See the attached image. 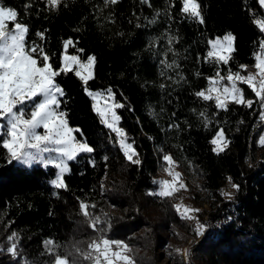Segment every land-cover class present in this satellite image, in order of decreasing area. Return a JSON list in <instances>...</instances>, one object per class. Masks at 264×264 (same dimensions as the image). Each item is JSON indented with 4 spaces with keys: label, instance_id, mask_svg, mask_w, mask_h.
Returning a JSON list of instances; mask_svg holds the SVG:
<instances>
[{
    "label": "trees",
    "instance_id": "obj_1",
    "mask_svg": "<svg viewBox=\"0 0 264 264\" xmlns=\"http://www.w3.org/2000/svg\"><path fill=\"white\" fill-rule=\"evenodd\" d=\"M199 2L204 24L182 17L179 0H149L145 4L119 0L107 8L104 0H62L57 10H49L46 0H2L30 27L29 43H44L54 67H59L63 41L68 38L74 41L69 54H77L78 47L84 49L83 59L96 57L95 78L88 87L93 91L110 87L115 98L126 105L117 110L122 118L120 126L129 142L135 141L141 163L135 165L125 159L114 143L115 134L93 112L92 101L75 75L61 74L57 80L66 93L63 107L69 126L79 129L74 134L87 139L95 152L69 162L67 190H57L50 183L55 179L54 167L9 164L5 150L0 148V246L6 249L7 236L15 231L21 238L22 252L21 261L0 252V264H23V258L31 264H50L53 257L46 253L44 241L53 239L70 247L95 235L80 213V200L95 204L91 211L96 215L106 214L110 237L131 246L135 264H164V250L172 237L181 245L191 238L188 222L173 208L177 195L161 198L149 194L158 190L154 180H160L156 170L165 153L201 186L203 193L197 199L209 206L210 219L224 220L218 230L192 245L188 263L173 254V264H264V145L259 143L263 130L257 123L260 107L258 103L252 108L229 104L228 111H218L214 102L206 103L194 95L207 87L206 77L216 72L214 65L205 62L208 39L231 32L236 51L230 67L236 71L244 64L250 66L249 71L255 70L251 67L253 53L264 34L252 21L254 16L264 18V9L258 0ZM29 3L31 7L26 10ZM169 3L173 7L169 8ZM156 12H160L158 17ZM154 17L156 22L148 23ZM137 23L142 27L137 28ZM37 32H44L46 41H41ZM166 34L178 37L175 56L168 52ZM173 59L179 68L164 69L161 61ZM220 70L225 73L227 68L221 66ZM177 72L184 77L180 83L173 82L178 79ZM240 87L248 99L255 100L246 85ZM204 109L212 119L207 128L198 115ZM150 110L155 115H150ZM173 124L179 127L170 128ZM220 128L230 143L217 155L209 141ZM90 159L95 161L94 167ZM230 179L239 185V191L226 199L222 193ZM63 251L62 247L61 254ZM80 264L89 262L81 258Z\"/></svg>",
    "mask_w": 264,
    "mask_h": 264
},
{
    "label": "snow or ice",
    "instance_id": "obj_2",
    "mask_svg": "<svg viewBox=\"0 0 264 264\" xmlns=\"http://www.w3.org/2000/svg\"><path fill=\"white\" fill-rule=\"evenodd\" d=\"M119 0H104V7L116 5ZM62 0H46L49 10H57ZM141 4L149 3V0H140ZM180 14L185 19L204 24L203 8L199 0H179ZM261 8H264V0H258ZM149 6H151L149 4ZM31 7L29 3L26 6ZM173 7L169 3V8ZM160 12L155 13L158 17ZM155 17L148 23H155ZM171 18V16H170ZM139 19V18H138ZM253 24L258 31L264 34V18L253 17ZM137 28L142 27L140 23ZM30 27L23 24L18 18L16 9L4 6L0 0V148L5 150L7 163L17 162L21 165L33 164L51 165L57 171L55 179L50 181L57 189L67 190L65 174L69 172V162L76 161L82 154L91 157L95 152L87 139H79L74 133L79 129L69 126L67 111L63 107L65 90L58 82L61 75L73 73L84 86L85 94L91 99L92 110L99 117L104 127L115 134L114 143L117 144L125 159L132 164L139 165L141 160L134 147L135 141L129 142V136L120 126L121 116L117 110L126 105L115 98L114 90H91L89 82L95 78L96 57L88 55L82 58L84 49L75 48L77 54H69L68 49L74 46V41L68 38L63 41L59 58V67H54L52 54L44 46V43L35 41L29 43L27 37ZM36 36L41 41H46L44 32H37ZM168 52L174 56V42L178 37L166 34ZM234 35L229 32L223 37L207 40V52L205 62L216 67V72L206 77L207 87L198 90L194 95L204 102H214L218 111H228L229 104L243 105L252 108L254 103L260 105V120L264 121V38L259 41V48L253 53L255 71H249V65H239V70L234 71L230 62L234 59L233 53ZM154 44L155 41L150 42ZM167 54V53H166ZM199 59V57H198ZM164 69L177 70L179 64L175 59L171 62L161 61ZM221 66L227 68L221 72ZM247 73V74H243ZM178 79L174 83L184 80L183 75L176 73ZM164 75V72L161 73ZM200 73H197L199 76ZM240 85H246L254 94L255 100L248 99ZM165 88L164 84L160 85ZM150 115H155L150 110ZM175 115V113H173ZM205 128L212 124V119L207 109L198 113ZM214 115V114H213ZM179 125H170V128H178ZM110 142L111 136L109 137ZM212 152L219 155L228 147L230 141L226 139L223 128L215 132L209 141ZM259 143L264 145V134L259 137ZM107 160V157L104 158ZM163 172L170 179L154 180L158 190L149 193L161 198H173L180 189L187 190L183 182L182 174L176 170L177 164L171 154H163ZM91 166H95L94 160H89ZM231 182V179H230ZM103 188V184L101 185ZM233 189L239 191V185L232 184ZM222 195L231 199V194L224 192ZM95 204L79 201L80 213L88 222V227L95 235L87 240L74 242L70 247L62 246L53 239L44 241L46 253L53 257L50 264H80L88 261L89 264H135L131 246L124 240L111 238L109 235L111 225L106 214L96 215L91 209ZM173 208L182 218L192 220L193 211L180 203ZM205 225L197 222L196 234H204ZM20 236L13 231L7 236V248L0 246V252L6 251L13 260L21 261L22 252ZM64 251L61 254L60 249ZM179 251V250H177ZM187 255V250H184ZM23 264H31L27 258H23Z\"/></svg>",
    "mask_w": 264,
    "mask_h": 264
},
{
    "label": "rangeland",
    "instance_id": "obj_3",
    "mask_svg": "<svg viewBox=\"0 0 264 264\" xmlns=\"http://www.w3.org/2000/svg\"><path fill=\"white\" fill-rule=\"evenodd\" d=\"M254 71L255 70H253V72ZM258 105H259V103H258ZM259 107H260V105H259ZM259 127L263 130L262 134H264V121L260 120ZM15 164L19 165V166L29 167L28 165H21L17 162H15ZM33 165H36V164H33ZM33 165H31V166H33ZM40 165L43 167H47L43 164H40ZM249 165L251 166V164H249ZM48 166H51V165H48ZM160 167H161L160 168L161 174L156 173V175L161 180L163 178L162 175L165 177L167 175H166V173L163 172V167H164L163 163H160ZM176 170L182 174L183 182L186 184L187 190L180 189L177 193H175L177 195L175 204L180 203L184 206L189 207L190 209H194V210H198V211H193L190 213V215H192L194 217V219H192V220L182 218L181 215L176 212L178 217H180L181 219L186 220L188 222L189 233H190L191 238L188 240V242L185 245H181V244H179V242L177 240H175L172 237L169 241L168 246L164 250V254L167 257L166 260L164 261V264L167 262H168V264H173V259L171 258L173 254L179 255L184 263H188L190 260V249H191L192 245L197 240H199V239L203 238L205 235H207L209 232L214 231V229H210L211 227H213L214 220L210 219V217L208 216V213L210 211L209 206L207 204H205L204 202L202 203L199 199H197V196H200L203 193L201 186L197 182L189 179L183 172H181L179 170L178 167H176ZM168 179H170V177H168ZM224 192L230 193L231 197L233 198V195L235 193V189H233L232 184L228 182L227 185L224 187L223 193ZM224 197L226 199H229L227 196H224ZM197 222L206 226L203 235L198 236L196 234ZM177 250H179V251H177ZM184 250H187V253H188L187 255L184 254ZM168 258H170L169 259L170 261H167Z\"/></svg>",
    "mask_w": 264,
    "mask_h": 264
},
{
    "label": "built area",
    "instance_id": "obj_4",
    "mask_svg": "<svg viewBox=\"0 0 264 264\" xmlns=\"http://www.w3.org/2000/svg\"><path fill=\"white\" fill-rule=\"evenodd\" d=\"M259 122H260V112H259V114H258V116H257V123L259 124ZM160 163H158V165H157V170H156V173H158V174H161V172H160ZM167 175V174H166ZM162 179H168V177L166 176H163L162 175ZM229 183H231V184H233L232 182H230L229 181ZM235 194V193H234ZM234 196V195H233ZM224 223V220H222V219H218V220H216V221H214V224H213V227H211L210 229H214V230H218L220 227H221V225Z\"/></svg>",
    "mask_w": 264,
    "mask_h": 264
}]
</instances>
